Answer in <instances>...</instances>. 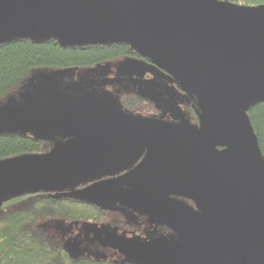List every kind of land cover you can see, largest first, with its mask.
I'll use <instances>...</instances> for the list:
<instances>
[{
  "label": "water",
  "instance_id": "water-1",
  "mask_svg": "<svg viewBox=\"0 0 264 264\" xmlns=\"http://www.w3.org/2000/svg\"><path fill=\"white\" fill-rule=\"evenodd\" d=\"M15 38L126 43L174 77L199 112L196 125L124 114L94 97L67 94L84 82L62 83L67 70L39 72L21 100L0 104V132L63 140L44 152L0 159V206L25 193L68 190L101 208H131L171 230L150 238L89 223L92 241L125 260L264 264V157L246 113L264 102V4L0 0V43ZM141 155L129 171L102 178ZM86 181L92 182L75 188Z\"/></svg>",
  "mask_w": 264,
  "mask_h": 264
},
{
  "label": "trees",
  "instance_id": "trees-1",
  "mask_svg": "<svg viewBox=\"0 0 264 264\" xmlns=\"http://www.w3.org/2000/svg\"><path fill=\"white\" fill-rule=\"evenodd\" d=\"M226 1L245 5L264 4V0ZM131 50L134 51L123 42L67 46L60 45L55 38H15L2 42L0 104L9 98L21 100L18 95L30 91L28 84L37 72L58 69L69 72L88 68L111 62ZM61 82L64 83V79ZM246 113L264 157V102L251 105ZM50 147L48 140L30 133L0 132V159L44 152ZM185 201L192 203L187 199ZM109 215L108 210L96 204L45 191L10 198L0 206V264H136L123 259L114 250L111 253L115 255L105 257L68 249L65 240L70 232L75 231V224L106 221ZM113 222L120 225L117 221ZM160 230L164 235L171 231L163 224Z\"/></svg>",
  "mask_w": 264,
  "mask_h": 264
},
{
  "label": "flooded vegetation",
  "instance_id": "flooded-vegetation-1",
  "mask_svg": "<svg viewBox=\"0 0 264 264\" xmlns=\"http://www.w3.org/2000/svg\"><path fill=\"white\" fill-rule=\"evenodd\" d=\"M112 61L114 62L110 63L109 61L91 66L97 68L86 78L71 79L70 76L64 75L62 79L68 84L72 80L84 81L80 82V86H68L64 91L70 95L90 96L108 102L114 109L124 114L156 118L167 123L191 125L198 123L199 108L196 98L181 89L178 81L166 70L154 66L148 58L136 54L132 50ZM46 140L52 146L55 141L63 140V138L55 137ZM142 156L128 167L102 178L116 177L129 171L141 160ZM91 182L80 183L75 188L84 187ZM67 191L64 190L62 193ZM174 197L184 202H186L185 199L190 201L183 196L174 195ZM112 207L126 210V215L123 217L127 223L125 228H117L119 232L150 238L151 236L164 235L161 233L160 223H150L145 215L137 213L131 208L119 204ZM89 225L85 222L75 224V231L70 232L66 239L67 247H71L72 252L88 255L102 256L101 253L106 254L107 251L109 254L104 255L105 257L115 255L111 253L113 249L100 246L96 240L92 241L93 233L88 232ZM71 241L74 242L73 245H71ZM114 252L117 251L114 250Z\"/></svg>",
  "mask_w": 264,
  "mask_h": 264
},
{
  "label": "rangeland",
  "instance_id": "rangeland-1",
  "mask_svg": "<svg viewBox=\"0 0 264 264\" xmlns=\"http://www.w3.org/2000/svg\"><path fill=\"white\" fill-rule=\"evenodd\" d=\"M112 62H114V61H111L110 63H112ZM96 68L97 67H88V68L76 69V70H73V71L71 70L66 75L70 76L71 79H74V78H77V79L86 78V77H89L91 75V73H94ZM37 73H39V72H37ZM37 73H35L34 75H36ZM72 81H76V80H72ZM23 93H25V92H23ZM22 94L20 93L18 96H22ZM103 209L108 210V212L110 213V215L107 217L108 220H106V221H97V222H87V223H93V224H96V225L108 224L110 227L114 228L118 233H122V232H119L117 228H119V229L125 228V224L127 222H125V218L123 217V215H126V210H123V209L119 210L118 207H115V208L108 207V208H103ZM110 209L115 210V211H111ZM113 221H117L118 223H120V225L117 224L116 222H113ZM98 223H100V224H98ZM121 225H122V227H120ZM170 233H171V231H170ZM65 241L67 242V240H65ZM70 250H72L71 247H70ZM104 253H106V252H104ZM101 254H102V256H104L106 254H109V252L107 251L106 254H103V253H101Z\"/></svg>",
  "mask_w": 264,
  "mask_h": 264
},
{
  "label": "bare ground",
  "instance_id": "bare-ground-1",
  "mask_svg": "<svg viewBox=\"0 0 264 264\" xmlns=\"http://www.w3.org/2000/svg\"><path fill=\"white\" fill-rule=\"evenodd\" d=\"M109 44V43H108ZM42 139V138H41ZM84 183V182H83ZM90 184V183H89ZM50 193H52L53 195H60V194H62V195H65V196H68V195H66V193H62V192H59V193H56V192H52V191H49ZM68 197H70V196H68ZM185 197V196H184ZM72 198V197H71ZM185 198H187V197H185ZM190 200V199H189ZM192 203H188V202H186V203H188L189 205H194V203H193V201L192 200H190ZM93 204V203H92Z\"/></svg>",
  "mask_w": 264,
  "mask_h": 264
}]
</instances>
